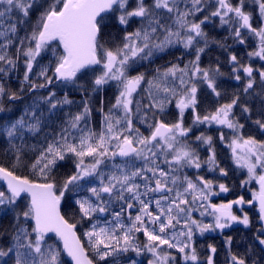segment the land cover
<instances>
[{"label":"snow or ice","instance_id":"obj_1","mask_svg":"<svg viewBox=\"0 0 264 264\" xmlns=\"http://www.w3.org/2000/svg\"><path fill=\"white\" fill-rule=\"evenodd\" d=\"M252 3L253 9L246 10L247 0H0V113L5 111V95L10 101L20 99L2 81L21 66L22 88L27 84L30 92L49 89L55 83L76 85L88 73L92 74L93 92L110 84L116 87L115 102L107 111L103 106L98 110V131L91 126L93 110L85 99L79 111L66 114L59 132L46 134L51 139L46 138L38 149L30 147L39 153L31 161L24 145L16 147L13 142L23 141L26 133L39 134L44 118L41 105L51 116L73 103L67 93L62 99H57L55 91L35 97L18 118L0 125V134L13 150L10 165L0 163V207L4 214L14 213L10 242L6 248L0 247V264L9 260L12 264H64L62 253L71 258V264H119V257L130 251L150 256L147 264H215L217 247L208 244V254L202 257L195 243L197 234L223 232L237 223L249 227V214L242 207V215L233 210L245 204H258L261 228L255 240L264 250V139L245 136V124L234 111L240 108L241 117L251 119L252 109L247 102L241 104L239 92L247 96L257 74L264 86V66L243 64L234 52H228L231 76L243 82V88L203 115L197 110L202 90L215 98L222 96L218 80L224 73L219 63L201 67V55L210 43L203 25L211 18L227 26L239 45L246 44L245 32L255 38V47L247 56L264 61V0ZM208 8L213 10L196 19ZM33 13H38L34 23ZM113 20L123 30L119 40L105 31ZM133 20L138 26L128 31ZM211 43L227 51L219 41ZM177 44L194 50V58L183 67L157 68L151 78L144 72L129 75L139 62L150 61L156 52ZM48 52L52 59L41 64ZM33 73L44 82L31 79ZM173 101L177 117L167 122L163 117ZM261 105L259 117H264V100ZM186 110L193 114L188 126ZM252 123L264 135V119ZM138 124L146 126L147 135ZM201 125L219 126L218 139L226 142L234 165L246 170L241 185L253 180L258 183L259 190L252 191L251 199L239 196L227 203H213V196L227 193L229 188L184 172L206 166L222 177L228 175L217 160L213 136L200 132L194 141H188ZM223 129L230 130V138ZM197 142L207 147L204 160L192 146ZM118 157L120 163L115 162ZM68 158L75 171L58 177L54 170ZM85 182L92 186L86 188L87 195L75 200L79 219L73 222L62 213V201L67 192L85 191ZM84 223L89 226L78 234L77 225ZM138 234L145 238L143 242ZM232 241L231 236L224 240L227 264H248L251 257L231 251ZM128 259L137 264L136 259ZM251 264L260 262L252 259Z\"/></svg>","mask_w":264,"mask_h":264},{"label":"flooded vegetation","instance_id":"obj_2","mask_svg":"<svg viewBox=\"0 0 264 264\" xmlns=\"http://www.w3.org/2000/svg\"><path fill=\"white\" fill-rule=\"evenodd\" d=\"M236 0H233V3H235ZM247 7L246 10H252L254 5L252 3V0H247ZM212 8H208L207 11H205L202 14H198L196 19H202L204 15H207L210 11H212ZM256 16H258V11L255 13ZM256 21L254 20V26H256ZM137 21L133 20L131 25L128 26L127 30L132 31L135 27H137ZM204 31L207 33L208 40L210 41L208 48L206 49L205 53L201 55V67H208L212 66L215 67L217 63L222 61V64L220 65V70L221 72L224 73L223 76H221L218 80V86L220 91L222 92L223 96H226L228 93L229 89H232L233 86H241V89L243 88V82H238L234 80V78L231 76V68L232 65H229L228 63V52H234L238 58L240 59V62L243 64L247 63H252V66L254 68H260L261 66H264V61H260L258 58H251L247 56V53L249 51H252L253 48H251L254 44L255 38L251 37L248 35L247 32L244 33L245 39H246V44L245 45H239L234 40L231 38L228 27L227 26H221L220 21L218 18H211L208 22H206L203 25ZM161 39L163 38L162 35L160 37ZM223 40H228L231 42L224 44L227 47V51H225L224 48L219 47L215 43H211V41H222ZM223 44V43H222ZM202 46V45H200ZM255 46V45H254ZM167 50L165 51H160L157 52L156 54L162 55L164 53L168 54H174L173 58L170 60L166 61L162 65H166V67H169L171 64H178L181 67H183L184 64L189 62L194 58V50L193 49H185L182 45L177 44L174 46H170L166 48ZM213 50V51H212ZM209 51H212V56L209 58ZM223 56V58L221 57ZM156 56V55H155ZM224 60V61H223ZM154 62V57L151 58L150 62ZM142 62V61H141ZM149 62V61H148ZM212 62V63H211ZM138 64L136 67L140 66ZM134 67V69H136ZM165 67V68H166ZM157 67H154L153 69H156ZM164 69V68H163ZM134 70H130L129 74L130 75H136L137 73L133 74ZM149 71V70H148ZM146 73V71H142ZM243 75V74H242ZM256 80L259 81L258 74L256 76ZM198 98L200 101L199 108L197 109L202 115L205 114L206 111L211 110L212 108L209 107L208 109H205V106H211L212 104H216L220 98H215L212 97L207 93V90H202L198 94ZM218 104V103H217ZM216 104V105H217ZM173 110L171 112L166 113L165 120L167 122H172L173 120L176 119L177 117V110L175 108V103L173 101ZM215 105V106H216ZM214 108V107H213ZM192 111L191 110H186L185 116H184V121H185V126H188L192 122ZM141 131L144 132L145 135L148 134L147 128L144 125H139ZM221 129L219 126L212 125V126H207V125H201L196 128H194L193 132L189 135L188 141L192 142L195 140V136L199 135L200 132H205L206 135H211L214 138V145L217 153V160L219 161V157L221 156V152L225 153L226 155V163L227 166L230 168V172L233 174V179L229 177H222L219 173L218 170L215 172H210L208 171L207 167H202L200 170L196 169H184V172L187 173V175L195 177L197 175L204 176L205 179H210L213 180L217 185L219 183H224L228 188L229 192L227 193H219L217 196H213L212 202L213 203H227L229 200H234L238 198L239 196H244L245 200L251 199V193L253 190L258 191L259 190V185L255 180H253L251 183L248 185H241V181L246 179L247 173L246 170H242L237 168L232 159H231V152L230 149L227 148L226 142L221 143L220 140L218 139L219 137V131ZM226 137H231V132L228 129H223ZM192 146L197 149L199 152V155L202 160L206 159L208 156V151L207 147L203 144L200 143H193ZM122 159H116V163H120ZM220 167L221 163H219ZM137 166H139V162L137 163ZM233 181L236 180V187L233 184ZM254 185V186H253ZM216 192H219L218 187L215 189ZM243 209L244 212H247L249 214L251 224L249 227H245L242 224H234L230 229H226L223 232L217 231L214 233H205L203 237L199 236L197 234L195 243L198 251L200 252L201 256L207 255V245L208 244H213L217 247V254L215 255V264H227L226 261V256L228 255L227 247L224 244V240L227 236H231L233 238L232 245H231V251L233 253H236L238 255H247L251 257L248 261V264H251L252 259L256 260H264L261 259V257L256 256V252L260 254H264V250L261 249V246L258 244V242L255 240V236L257 235V230L261 228V222L258 219V207L252 206V205H243V206H234L233 210L237 215H242V212L240 209ZM118 210V207H117ZM195 216L197 219H200L199 213H195ZM104 218H108V214H104ZM211 218H207V220H210ZM89 225L87 224L85 227L87 228ZM140 242L144 241V237L142 234H138ZM252 246L251 251L249 250V246ZM127 255V257H124ZM136 259L139 260L138 263L140 264H147V259L150 258L147 254H142L141 256H136L134 252H128V254H123L122 258L123 263L130 262L128 258Z\"/></svg>","mask_w":264,"mask_h":264},{"label":"trees","instance_id":"obj_3","mask_svg":"<svg viewBox=\"0 0 264 264\" xmlns=\"http://www.w3.org/2000/svg\"><path fill=\"white\" fill-rule=\"evenodd\" d=\"M38 13H33L31 17V22L34 23L36 16ZM30 30V25L27 26ZM106 32H111L113 37H115L117 40L123 35V30L116 25L115 21L113 20L109 27L105 30ZM24 34V30L22 29L20 32V35ZM228 40L220 41V43L227 44L230 43ZM255 42L251 48L254 49ZM213 51V50H212ZM212 51H209V58L212 56ZM174 54H168L164 53L162 55L156 54L154 56V62H148V61H142L141 65L136 67L134 69L133 74L146 71V76L148 78L153 77L156 73L155 70L157 68H160L163 70V68L166 67V65H162L166 61L173 58ZM223 58V56L221 55ZM52 59L51 52H48L43 55L42 59L40 60L41 64H46L48 61ZM224 61V60H223ZM188 63V62H187ZM212 63V62H211ZM222 64V61L220 62V65ZM154 67H157L156 69H153ZM149 70V71H148ZM36 71H39V68L36 69ZM23 67H19L16 72L11 73L8 77L4 78L2 81L5 85V88L9 92H16L20 99L15 101H10L8 99V96L5 95L2 104L5 108V111L0 113V125H3L5 121H10L18 118L22 112L24 111L25 107L32 103L33 99L35 97L40 96H46L48 91H55L57 94V99H62L67 93L68 98L73 101L70 105H63L61 108H58L55 112L49 116V113L47 111V107L45 105H41V108L44 112V118L42 121V130L39 132V134H25V138L23 141L20 139L15 140L13 143L16 147H20L22 144L24 145V151L27 153V159L29 161L35 159V156L38 155V151H31L30 147L35 145L37 146V149L44 144L45 139H51V136H47L46 134L52 133V132H59L60 127L63 124V121L67 119L66 114H75L77 111H79L83 107V101L87 99L90 102V107L92 108V116H91V126L95 128L97 131L100 129V121H101V114L98 111L101 106H103L104 110L107 111L109 107L115 102V95H116V87L114 84H110L105 86L102 90L93 92L92 91V85H91V79L92 74L88 73L85 75H81L80 79L76 82V85H68V86H61L58 83H55L54 85L50 86L49 89H40L35 92H30L28 89L27 84L23 85L22 88V79H23ZM51 74V73H50ZM131 74V73H130ZM129 74V75H130ZM31 79H33L37 83H43V80L38 79L35 76V73L32 74ZM79 85H83V88L78 87ZM238 90H241V86H233L232 89L228 90V93L226 96H221L219 101L217 103H224L226 100H228L233 93H237ZM241 96V104H244L245 102L248 103V106L252 109V116L251 119L245 120L241 117V110L240 108H236L234 111L236 113V116L240 118V122L245 124V127L243 129L244 135H253L256 136L258 139H264V135H261L259 130L257 129L256 125L252 123L253 120L256 118H262L259 117V112L262 107L261 101L264 100V86H261L260 82L256 80V84L252 91L245 96L242 92H239ZM147 103V101H145ZM216 103V104H217ZM216 104H212L211 106H205V109H208L211 107H215ZM173 105H169L167 112H171L173 109ZM166 117V116H164ZM163 117V118H164ZM165 119V118H164ZM13 159V150L10 146V144L7 142L6 138L3 137L2 134H0V163H4L6 165H10L11 161ZM219 163H221V166L225 168L228 172L227 177H229L232 173L230 172V168L227 166L226 163V155L225 153L221 152V156L219 157ZM75 171L73 160L71 158L66 159L65 161L59 162L58 167L54 170V174L58 177H64L66 175H70ZM26 174V173H22ZM234 176V173L232 174ZM230 176V178L233 179V176ZM234 180V179H233ZM233 184L236 187V180L233 181ZM87 195L86 190L81 191L78 194L76 192H67L65 194V198L62 201V213H65L69 218H72L73 222H75L76 219H79L78 216V206L75 204V200L79 198L80 196ZM21 207H23V201L20 204ZM14 213L9 211L7 214H4L3 207H0V234L7 232L8 235H0V247L6 248L10 242L11 236L10 233L12 231L11 225H12V219H13ZM87 223L84 224H78L77 225V231L78 234L82 233L83 230L86 228L85 226ZM52 240H49L48 243H52ZM128 254V253H126ZM256 256L262 257L264 254L260 256L258 252H256ZM124 257H127L125 255ZM61 259L64 261V264H69L67 260L63 257V254L61 256ZM122 256L119 257V264L123 263ZM260 264H264V260H259ZM8 264H12V261L9 260Z\"/></svg>","mask_w":264,"mask_h":264},{"label":"rangeland","instance_id":"obj_4","mask_svg":"<svg viewBox=\"0 0 264 264\" xmlns=\"http://www.w3.org/2000/svg\"><path fill=\"white\" fill-rule=\"evenodd\" d=\"M165 50H167V49H165ZM165 50H163V51H165ZM156 53H157V52H156ZM156 53L153 55V57L156 55ZM153 57H152V58H153ZM140 63H141V62H139L138 64H140ZM138 64H137V65H138ZM137 65H135L134 67H136ZM100 122H101V121H100ZM100 122H99V123H100ZM100 126H101V125H100ZM105 171H107V169H105ZM87 179L95 181V178H87ZM255 182H256V181H255ZM247 185H248V184H247ZM91 186H92L91 184H88V183H86V182H85V184H84V188H85V190H86L87 187H91ZM253 186H254V185H253ZM136 261H137V264H140V263H138L139 260H136ZM120 264H121V263H120ZM122 264H130V262L122 263Z\"/></svg>","mask_w":264,"mask_h":264},{"label":"water","instance_id":"obj_5","mask_svg":"<svg viewBox=\"0 0 264 264\" xmlns=\"http://www.w3.org/2000/svg\"><path fill=\"white\" fill-rule=\"evenodd\" d=\"M117 159H122V158H117ZM0 183H2V182H0ZM257 207H258V204L256 205ZM50 235H53V238H54V234H50ZM63 254V253H62ZM63 257L67 260V262L69 263V264H71V258L70 257H67V255L66 254H63Z\"/></svg>","mask_w":264,"mask_h":264}]
</instances>
